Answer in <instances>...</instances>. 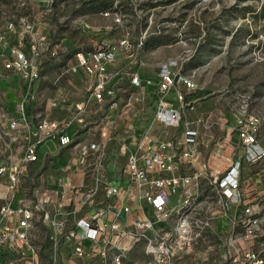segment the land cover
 <instances>
[{"label":"built area","instance_id":"built-area-1","mask_svg":"<svg viewBox=\"0 0 264 264\" xmlns=\"http://www.w3.org/2000/svg\"><path fill=\"white\" fill-rule=\"evenodd\" d=\"M9 29L14 41L10 54L2 57L3 70L18 77L30 92L41 78V67L56 59L64 45L55 43L49 33L40 32L36 22L27 15L19 16ZM121 45L128 48L126 40ZM74 60L62 74L83 75L85 94L97 102H107L111 110H118L113 82L117 74L116 52L110 49L77 52ZM130 81L133 88L146 90L155 100L157 121L166 128H182L183 136L170 142L149 136L136 138L140 143L135 145V139L121 142L120 152L128 179L126 187L114 185L106 171L103 149L109 130L103 129L101 142L83 145L74 140L86 127L81 114L76 117L74 131L69 133L70 125L65 122L26 114L25 109L35 107L29 103V97L18 104L19 117L11 120L9 129L19 134L12 138L21 143L20 161L0 167V189L6 190L0 205V264H40L32 239V224L37 214L54 233L55 248L49 264H64L59 244L66 236L71 219L73 256L84 264L94 263L97 258L102 264H127L137 248L147 257V264H209L211 252L217 255L216 264H264V193L257 195L248 191L242 180L245 168L264 160L262 122L251 112L250 99L236 98L237 109L230 130L237 135L242 154L231 161L223 174L210 179L220 207L216 214H211L200 203L203 171L192 169L198 122L189 120L188 114L195 110L197 103L195 80L185 73L179 61L169 60L159 64L154 79L133 73ZM62 104V100L55 98L48 106L56 109ZM77 108L82 111L84 105ZM49 140L62 148L75 145L78 165L84 168L86 177L93 175L90 176L92 194H82L80 205L69 210L60 201L53 202L48 192L40 190L37 198L29 203L20 198L24 178L31 170L27 167L39 161V151ZM71 189L72 192L82 190ZM99 190L111 202L90 218L79 217ZM125 198L144 201L146 206L133 213L135 209L125 203ZM130 214H133L131 218L122 220V215ZM207 237L215 239V249L201 247Z\"/></svg>","mask_w":264,"mask_h":264},{"label":"rangeland","instance_id":"rangeland-1","mask_svg":"<svg viewBox=\"0 0 264 264\" xmlns=\"http://www.w3.org/2000/svg\"><path fill=\"white\" fill-rule=\"evenodd\" d=\"M21 15L29 16L40 32L49 33L55 43L64 45L56 59L41 67V78L30 92L21 82L23 91L18 101L24 102L29 97V103L35 106L29 107V111L25 109V113L65 122L71 128L76 126V117L81 114L86 127L74 140L83 145L101 142L103 128L107 126L109 142L103 150L110 154L117 155L120 143L133 136L132 133L139 134V139L149 136L160 142L183 136L182 128H166L157 121L151 95L144 89L133 88L130 81L133 73L154 79L160 63L169 60L181 63L198 86L194 93L198 99L195 110L188 114L189 120L198 122L192 169L203 171L200 203L216 214L220 207L210 179L223 174L231 161L242 154L237 135L229 127L236 113L237 97L250 99L251 112L260 118L264 131V0H0V59L10 54L14 36L9 27ZM125 40L128 48L121 45ZM96 49L113 50L119 59L113 82L120 114L111 113L107 102H97L85 94L83 75L62 74L75 62L77 52ZM0 78L12 85L16 82L13 75L3 71L2 60ZM8 88L12 94L11 87ZM55 98L62 100V106L49 109L48 103ZM77 105H84V109L78 111ZM6 107L7 104L0 107L3 114L0 115V167L16 165L21 154L11 140L8 120L13 115ZM60 150L71 154L76 148L71 145ZM95 161V158L91 160L93 165ZM40 162V167H27L31 170L20 191V198L24 197L27 203L37 198L36 193L48 175L44 171L51 169L47 158ZM184 168L188 171V165ZM256 177L264 187V160L243 170L242 180L248 191ZM92 188L93 179L83 189L85 196L92 194ZM5 192L0 189V205ZM105 197V192L99 190L92 203ZM91 206L95 205H87V210ZM72 223L71 219L59 244L63 251L61 262L84 264L73 256ZM32 236L39 263L49 264L55 248L54 233L40 214L33 221ZM215 246V239L207 237L201 247L212 250ZM210 257L209 264H216V253L211 252ZM147 262V257L137 248L127 264ZM91 264L102 261L97 258Z\"/></svg>","mask_w":264,"mask_h":264},{"label":"crops","instance_id":"crops-1","mask_svg":"<svg viewBox=\"0 0 264 264\" xmlns=\"http://www.w3.org/2000/svg\"><path fill=\"white\" fill-rule=\"evenodd\" d=\"M0 60H2V58ZM118 63H119V59L117 61V64L115 65L116 72L118 68ZM2 68H3V65H2ZM157 71H158V68L155 70V75ZM14 78L16 82L13 85L8 83L7 79L0 80V107H3V105L7 104V107H6L7 112L13 115L12 118L8 120L9 123L14 118L19 117L20 107L18 106V104H20L21 102L18 101L19 99L18 97L22 95L21 93L23 91L22 89L23 85L21 84L20 79L18 77H14ZM9 79H12V78L9 77ZM19 84H21L22 86H20ZM8 87H11L12 94L8 90L9 89ZM194 99L198 101L197 98L194 97ZM152 102L154 103V106L156 108L155 100L153 98H152ZM12 104H13V108H11ZM27 111H29V109H27ZM110 111L113 114H120L121 112L120 105H119L118 110L110 109ZM0 115H3V114H0ZM28 115H31V113L29 112ZM232 121L234 123V119ZM9 123H8V129H9ZM105 128L109 130L107 126L104 127L103 129ZM73 131H74V126L72 128L70 126L69 133H72ZM9 132H10L11 140L14 146L17 147L21 153L22 151L21 143L15 142L12 138L14 136H18L19 134L17 132L11 131L10 129H9ZM132 135L133 136H129L128 139H125L123 141H132V139H135L134 140L135 142L133 143V145H135L136 142L138 141L136 138H138L140 135L139 134L137 135L135 133H132ZM108 142L109 141H107V143ZM59 148L61 149L62 147H60L56 141H52V140L47 141L41 147L39 151V161L32 165H34L35 167H38V166L40 167L42 166V162H40V159H45V158L48 159V167H50L51 169H45L44 172L45 174H48V175L46 176V178H44L43 183H42L43 186L41 187L40 191L42 193L48 192L49 195L52 197L53 202L60 201L61 203H63V208L65 210H69L74 206L80 205V200L83 197L82 194H84L83 189L87 187V185L89 184V181L92 182V178L90 176L86 177L83 171L84 168L78 165L77 149L75 152L70 154L67 151L63 152V150H60ZM122 156L123 155L121 154V152H119L117 155L106 152V157L108 159L105 164H106V171L108 173V177L111 179V182L116 186L126 187L128 184V179L124 173L125 165H124V158ZM256 178L258 180L255 179V181L249 187V190L252 193L261 195L264 193V187H263L262 182H260L259 178L258 177ZM72 187H76L77 189H82V190L81 192H79L80 190L78 192L77 191L72 192L71 191ZM70 199H73V202H71V204H70ZM125 203H128L135 209L133 213L139 212L138 209L146 206L144 201H138L136 198H134L133 200L125 198ZM92 204H94L95 206L89 207L88 210L85 206L79 213V217L90 218L100 208H106L107 205L109 204V201L107 197H105L101 201H97L96 204L95 203H92ZM132 216L133 214H130L129 216L122 215L121 217H122V220H125L126 218H131Z\"/></svg>","mask_w":264,"mask_h":264}]
</instances>
